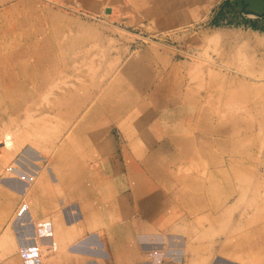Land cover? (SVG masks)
Returning <instances> with one entry per match:
<instances>
[{
  "label": "rangeland",
  "instance_id": "1",
  "mask_svg": "<svg viewBox=\"0 0 264 264\" xmlns=\"http://www.w3.org/2000/svg\"><path fill=\"white\" fill-rule=\"evenodd\" d=\"M234 1L0 0V235L41 210L33 264H264V12Z\"/></svg>",
  "mask_w": 264,
  "mask_h": 264
},
{
  "label": "crops",
  "instance_id": "2",
  "mask_svg": "<svg viewBox=\"0 0 264 264\" xmlns=\"http://www.w3.org/2000/svg\"><path fill=\"white\" fill-rule=\"evenodd\" d=\"M144 1L146 2L148 0H144ZM105 9H107V7ZM110 11H111V9H110ZM210 11H211V8L206 12V15L208 13H210ZM44 181H45L44 176L41 175V176L37 177L35 183L32 186V193L35 196L39 197L38 196V195H40L39 190H41V188L43 187ZM14 189H16V188H14ZM16 190H18V189H16ZM26 211H28L29 221H30L29 223H26V224H28L30 227L31 238L27 239V240H25V239L21 240L19 238L20 236L18 235V232H19L18 230H19L20 226H14V229H15L14 230V233H15V239L14 240H15L16 248L14 246V243L11 241L9 248L10 249L12 248V250L6 256L8 259L7 264H33V262H34L33 260H37V258H39V256L43 255V253H42L43 248L46 251V253H45L46 255L56 252V250H54V249L51 250L49 248V246H46V244H44L45 238L41 239V237H40V234H42V232L45 233V231H46V230H44V229H46V227H44L46 224H47L46 226L48 228H50V225L47 222L36 221V217H38V218L42 217V215L40 214L41 210L37 211L35 216L30 212V210L26 209ZM77 220H75V221H77ZM71 223H73V222H71ZM26 229H27V227H26ZM49 231L51 232V228ZM51 234H52V232H51ZM54 240L55 239L52 237V241L55 243ZM95 241H98L97 237H95V238H93L91 236L84 237V238L77 240V241L73 242L72 244H70L67 247V251L71 254H87V253L92 254V253H94L95 255L96 254L98 255L99 252H97L95 249H92L93 248L92 244H93V242L95 243ZM48 243H49V241H48ZM31 248H32V250H34L33 254L32 253L24 254L22 252L23 249H25L26 251H32ZM47 248H49V249H47ZM54 248H56V245L54 246ZM47 259H48V257H47ZM55 260H57V261H55L54 264H73V263H64L63 262V256H61L59 258V260L58 259H55ZM44 263L49 264V262H47V261ZM44 263L40 262V264H44ZM0 264H3V263H0Z\"/></svg>",
  "mask_w": 264,
  "mask_h": 264
},
{
  "label": "bare ground",
  "instance_id": "3",
  "mask_svg": "<svg viewBox=\"0 0 264 264\" xmlns=\"http://www.w3.org/2000/svg\"><path fill=\"white\" fill-rule=\"evenodd\" d=\"M35 55L36 54H34V53H32L31 55H28L27 53H25V54H18V55H16V54H14L13 56H11V59L13 60V61H28V62H30V63H34V62H37V63H39V61H37L38 59H35L34 60V57H35ZM43 61V60H42ZM5 62H6V60H5ZM45 62H46V60H45ZM35 65H37V64H35ZM34 65V66H35ZM33 66V65H32ZM37 69V68H36ZM37 71V70H36ZM5 76V75H4ZM56 78H54L53 80H52V82L53 81H56V80H58V79H60L59 77L60 76H58V75H56L55 76ZM91 104V103H90ZM85 112V111H84ZM4 142L6 143V145H10V144H12L13 142H12V138H11V136L9 135V134H6L5 135V137H4ZM25 155H27L28 156V154L27 153H25ZM21 159L22 160H24V159H26V158H24V157H21ZM49 170V169H48ZM51 171V170H50ZM145 171V170H144ZM49 172V171H48ZM50 173V172H49ZM52 173V172H51ZM5 185H8V186H10L11 187V185L9 184V183H5ZM18 186H19V184H17ZM21 186V185H20ZM13 187V186H12ZM13 188H16V185H15V187H13ZM6 233H8L7 231H5ZM4 233V232H3ZM6 233H4V234H2V235H0V248L3 250V249H5V250H8V248H9V236L6 234ZM11 238H12V236H11Z\"/></svg>",
  "mask_w": 264,
  "mask_h": 264
},
{
  "label": "water",
  "instance_id": "4",
  "mask_svg": "<svg viewBox=\"0 0 264 264\" xmlns=\"http://www.w3.org/2000/svg\"><path fill=\"white\" fill-rule=\"evenodd\" d=\"M234 2L238 4L239 8H245L259 13L264 12V0H235ZM105 11L109 12V9L107 8Z\"/></svg>",
  "mask_w": 264,
  "mask_h": 264
},
{
  "label": "built area",
  "instance_id": "5",
  "mask_svg": "<svg viewBox=\"0 0 264 264\" xmlns=\"http://www.w3.org/2000/svg\"><path fill=\"white\" fill-rule=\"evenodd\" d=\"M49 243H50V244H49V247H50V248H51V247L54 248V246H55V245H54V242H53V241L50 242V240H49ZM22 252H23L24 254H27V253H30L31 251H26L25 249H23Z\"/></svg>",
  "mask_w": 264,
  "mask_h": 264
}]
</instances>
